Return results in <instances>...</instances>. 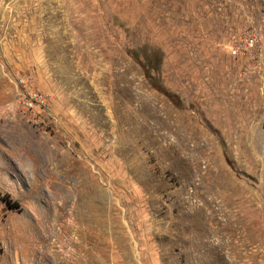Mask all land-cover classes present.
<instances>
[{
    "label": "rangeland",
    "instance_id": "obj_1",
    "mask_svg": "<svg viewBox=\"0 0 264 264\" xmlns=\"http://www.w3.org/2000/svg\"><path fill=\"white\" fill-rule=\"evenodd\" d=\"M0 194V264H264V0H0Z\"/></svg>",
    "mask_w": 264,
    "mask_h": 264
},
{
    "label": "built area",
    "instance_id": "obj_2",
    "mask_svg": "<svg viewBox=\"0 0 264 264\" xmlns=\"http://www.w3.org/2000/svg\"><path fill=\"white\" fill-rule=\"evenodd\" d=\"M254 43H255V39H254V37H252V36H250V37H248V38H246L245 40H244V45H245V47H252L253 45H254ZM231 49H232V52L233 53H235V54H237V53H239L240 51H241V49H242V46L241 45H239V44H235V45H232L231 46ZM35 98L37 99V100H40V101H42V103L43 102H45L46 101V98L44 97V95L42 94V93H40V94H35Z\"/></svg>",
    "mask_w": 264,
    "mask_h": 264
},
{
    "label": "trees",
    "instance_id": "obj_3",
    "mask_svg": "<svg viewBox=\"0 0 264 264\" xmlns=\"http://www.w3.org/2000/svg\"><path fill=\"white\" fill-rule=\"evenodd\" d=\"M0 198L5 200L10 207L18 208L20 204L17 201H13L8 195H1Z\"/></svg>",
    "mask_w": 264,
    "mask_h": 264
}]
</instances>
